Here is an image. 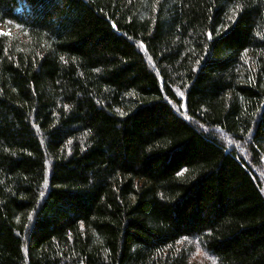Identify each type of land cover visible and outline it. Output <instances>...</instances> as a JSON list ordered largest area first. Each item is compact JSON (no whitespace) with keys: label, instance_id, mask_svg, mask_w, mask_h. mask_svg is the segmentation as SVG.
Here are the masks:
<instances>
[{"label":"trees","instance_id":"obj_1","mask_svg":"<svg viewBox=\"0 0 264 264\" xmlns=\"http://www.w3.org/2000/svg\"><path fill=\"white\" fill-rule=\"evenodd\" d=\"M1 26L0 264H264V0H0Z\"/></svg>","mask_w":264,"mask_h":264},{"label":"rangeland","instance_id":"obj_2","mask_svg":"<svg viewBox=\"0 0 264 264\" xmlns=\"http://www.w3.org/2000/svg\"><path fill=\"white\" fill-rule=\"evenodd\" d=\"M0 32L1 33H7V30L6 28H4L3 26L0 27Z\"/></svg>","mask_w":264,"mask_h":264},{"label":"snow or ice","instance_id":"obj_3","mask_svg":"<svg viewBox=\"0 0 264 264\" xmlns=\"http://www.w3.org/2000/svg\"><path fill=\"white\" fill-rule=\"evenodd\" d=\"M0 34H3V33H0Z\"/></svg>","mask_w":264,"mask_h":264}]
</instances>
